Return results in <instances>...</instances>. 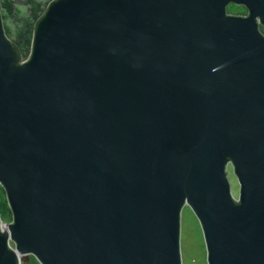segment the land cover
I'll use <instances>...</instances> for the list:
<instances>
[{"label":"water","instance_id":"95a60500","mask_svg":"<svg viewBox=\"0 0 264 264\" xmlns=\"http://www.w3.org/2000/svg\"><path fill=\"white\" fill-rule=\"evenodd\" d=\"M2 21L0 264H181L184 205L264 264V0H52L26 59Z\"/></svg>","mask_w":264,"mask_h":264},{"label":"rangeland","instance_id":"374dc122","mask_svg":"<svg viewBox=\"0 0 264 264\" xmlns=\"http://www.w3.org/2000/svg\"><path fill=\"white\" fill-rule=\"evenodd\" d=\"M17 8L19 9V18H26L27 17V5L20 3L16 4ZM227 11L230 13H237L238 8H236L232 4L227 5ZM240 11V10H239ZM16 19L12 17H7L4 24L7 26L8 30H10L9 39L12 41V34L14 32L13 28L15 25ZM20 21V20H19ZM225 171L227 174V181L230 188V194L233 197H237L239 187L236 180V175L232 173L231 165L227 164L225 166ZM0 199H3L5 202V196L0 191ZM5 204H0V217L2 222L7 223L10 220V211L6 208ZM180 222H179V254L180 259L182 261L181 264H206L207 258L205 255V248L206 244H204L202 238V231L200 230L198 219L195 217V214L192 213L190 208L187 205H184L180 209L179 213ZM24 264H39L37 260L29 254L28 259L24 262Z\"/></svg>","mask_w":264,"mask_h":264},{"label":"trees","instance_id":"16d2710c","mask_svg":"<svg viewBox=\"0 0 264 264\" xmlns=\"http://www.w3.org/2000/svg\"><path fill=\"white\" fill-rule=\"evenodd\" d=\"M52 0H0V17H2V27L5 31V36L9 37L10 30L4 24L7 17L16 19L14 25V32L12 34V41H10L17 50L21 59L27 58L29 48L31 47V34H33V25L36 19L41 17L44 8ZM23 3L27 5V17L19 18V9L16 4ZM20 20V21H19ZM0 191L2 192L1 188ZM5 204L3 199H0V204ZM6 207V206H5ZM7 208V207H6ZM1 212V210H0Z\"/></svg>","mask_w":264,"mask_h":264},{"label":"flooded vegetation","instance_id":"af4514ba","mask_svg":"<svg viewBox=\"0 0 264 264\" xmlns=\"http://www.w3.org/2000/svg\"><path fill=\"white\" fill-rule=\"evenodd\" d=\"M230 4V3H229ZM228 5V4H227ZM233 5V4H232ZM236 8H238V12L237 13H230L227 11L228 8H226V13L227 15L230 14V16H235V17H242V16H246L247 14V9L245 7H243L242 5L241 6H238V5H234ZM227 7V6H226ZM240 10V11H239Z\"/></svg>","mask_w":264,"mask_h":264},{"label":"built area","instance_id":"2783aa9c","mask_svg":"<svg viewBox=\"0 0 264 264\" xmlns=\"http://www.w3.org/2000/svg\"><path fill=\"white\" fill-rule=\"evenodd\" d=\"M3 224H5V223L3 222Z\"/></svg>","mask_w":264,"mask_h":264}]
</instances>
